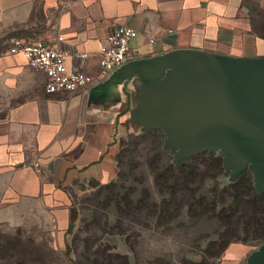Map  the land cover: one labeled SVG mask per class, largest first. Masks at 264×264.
Instances as JSON below:
<instances>
[{
	"label": "crops",
	"instance_id": "1",
	"mask_svg": "<svg viewBox=\"0 0 264 264\" xmlns=\"http://www.w3.org/2000/svg\"><path fill=\"white\" fill-rule=\"evenodd\" d=\"M120 25L139 33L132 57L86 92L47 94L45 74L9 53L14 39L43 40L87 53L68 67L98 77L99 51ZM206 60L264 61L243 0H0V226L34 211L70 225L72 189L116 180L128 125L158 128L170 93ZM256 253L234 243L220 264H254Z\"/></svg>",
	"mask_w": 264,
	"mask_h": 264
},
{
	"label": "trees",
	"instance_id": "2",
	"mask_svg": "<svg viewBox=\"0 0 264 264\" xmlns=\"http://www.w3.org/2000/svg\"><path fill=\"white\" fill-rule=\"evenodd\" d=\"M251 4L252 0H243L253 34L264 39V9L259 4ZM144 136L154 137L157 144L148 159L154 191L143 187L137 198L132 188L118 191L119 152L116 180L107 185L93 184L107 194L106 205L102 208L114 205L117 213L116 224L106 223L101 228L103 233L125 236L130 246L128 225L142 219L166 231L186 217L200 224L215 221L217 238L208 242L202 262L190 264H211V259L220 261L234 242L243 245L264 242V193L258 191L251 168L247 167L242 176L221 188L220 181L226 173L223 156L207 151L189 157L185 163H175L163 150L165 132L161 128L145 131ZM88 242H85L81 259L75 261L70 259L68 247L66 260L71 264H132L130 257L112 253V247H95ZM62 261L57 250L46 245L34 242L31 245H7V242L0 245V264H62Z\"/></svg>",
	"mask_w": 264,
	"mask_h": 264
},
{
	"label": "rangeland",
	"instance_id": "3",
	"mask_svg": "<svg viewBox=\"0 0 264 264\" xmlns=\"http://www.w3.org/2000/svg\"><path fill=\"white\" fill-rule=\"evenodd\" d=\"M254 3L261 5L258 0H252V4ZM155 126L157 127L158 123ZM166 139L165 134L163 150L171 155L175 163L182 164L177 152L173 153L167 149ZM156 145L155 138L145 137L137 124L128 125L127 134L119 140L121 154L119 176L116 181L119 192L132 188L136 190L137 198L143 187L154 191L148 159L154 154ZM215 153L224 157L220 151ZM247 167L252 166L242 164L240 168L232 170L225 164L226 173L220 181L221 188L242 176ZM209 185L211 186V183ZM102 190L94 185H79L72 189L71 202L74 210L72 220L74 221L71 224V230L69 224L68 226L66 223L60 225L46 213L34 211L24 225L0 226V245H5L6 242L7 245H20L21 243L31 245L33 242L36 245H46L57 250L63 260L62 264H71L65 257L68 247L71 253L70 259L75 261L81 259L85 242L89 240V245L109 246L112 247V253L130 257L132 264H190L202 262L203 252L208 242L217 238L215 221L200 224L193 223L186 217L172 225L170 231H166L156 228L154 222L149 223L142 219L139 223L128 225L129 234H131L130 247L126 243L125 236L105 234L101 230L106 223L114 226L117 220L114 205L102 208L106 205L107 195ZM262 245L264 242L253 243L249 246L257 248L258 252ZM210 263L220 264L216 259H211Z\"/></svg>",
	"mask_w": 264,
	"mask_h": 264
},
{
	"label": "water",
	"instance_id": "4",
	"mask_svg": "<svg viewBox=\"0 0 264 264\" xmlns=\"http://www.w3.org/2000/svg\"><path fill=\"white\" fill-rule=\"evenodd\" d=\"M186 74L158 115L166 147L180 162L202 152L220 151L235 170L250 164L264 193V61L231 66L206 60ZM264 264V245L254 258Z\"/></svg>",
	"mask_w": 264,
	"mask_h": 264
},
{
	"label": "built area",
	"instance_id": "5",
	"mask_svg": "<svg viewBox=\"0 0 264 264\" xmlns=\"http://www.w3.org/2000/svg\"><path fill=\"white\" fill-rule=\"evenodd\" d=\"M139 33L132 27L120 25L114 28L99 51L100 74L91 76L80 68L69 69L67 61L87 59V53L72 52L62 46L48 44L43 40H12L9 53L23 56L28 64L45 74L47 94L86 92L97 82L110 78L132 57V45ZM59 40L62 42L63 38ZM39 168V163L34 164ZM220 262V261H219Z\"/></svg>",
	"mask_w": 264,
	"mask_h": 264
}]
</instances>
